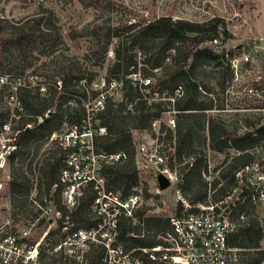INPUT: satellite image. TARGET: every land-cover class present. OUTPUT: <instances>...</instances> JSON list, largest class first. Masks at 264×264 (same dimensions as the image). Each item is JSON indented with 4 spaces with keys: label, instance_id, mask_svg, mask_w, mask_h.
<instances>
[{
    "label": "trees",
    "instance_id": "16d2710c",
    "mask_svg": "<svg viewBox=\"0 0 264 264\" xmlns=\"http://www.w3.org/2000/svg\"><path fill=\"white\" fill-rule=\"evenodd\" d=\"M80 1L88 2L89 4H84L87 7L93 5L100 9L102 6L100 0ZM40 20L32 22L39 27ZM105 22L92 23L88 28V35L93 41V46H90L88 51L101 64L107 60L106 53L110 49L109 46H112L113 61L105 77L107 80H122V99L119 102L107 99L104 110L96 116L100 125L104 127L105 134L94 138V149L96 152L106 154L121 151L127 155L124 162L103 167L102 176L105 179V187L119 192L122 198L129 195L132 188L137 187L139 174L134 164L135 150L132 132L147 129L152 120L159 119L168 110H173L175 111L174 130L165 129L163 124L160 128L162 132L164 131L162 140L167 141L164 142L165 144L174 140L173 151L167 157V165L179 180L184 195L188 193L193 195L187 198L186 204L190 206L188 211H197L196 205L220 204L223 213L228 212L227 220L232 225L227 235V244L230 248L237 249V261L234 264H259L264 258V250L260 247L264 242V230L254 217L256 194L253 191L255 188L249 184L253 181L254 185L258 183L251 174L243 176L240 183L235 174L245 166L256 165L263 168L261 173L264 174V145L262 144L264 125L256 126L255 122L247 119L245 124L247 130L237 134L227 130L223 124L214 122L210 116L206 118L207 113L214 110V99L210 89L199 81L198 77V71L202 68L217 70L221 75L217 85L223 91L225 74L232 75L233 70L229 63L224 64L225 53L204 46L205 43H217L219 20L191 22L185 19H173L170 16H159L130 23L127 20L115 23ZM6 25V21L0 19V75L15 79L20 76L9 74L12 69L5 67V45L12 46L24 70L31 65L29 44L44 48V43H55L59 36L48 24L34 31L31 27L23 28V26L6 29ZM229 53L232 55L231 52ZM84 58L86 63L90 54L86 53ZM138 64H140L139 70L142 77L153 79V84L148 86L150 92L158 93V99L150 105L141 99L138 86H133L131 80L126 78V75L137 71ZM224 65L225 70H220ZM62 69L64 75L60 91H57L58 96H55L56 85L54 84L53 88L47 87L46 98L44 97L46 94L40 92V89L44 88L33 85L17 87L13 95L20 102L23 111L18 119L11 118L12 115L17 114L15 108H12L11 112L9 109L5 113L0 112V126L11 118L13 130H18L16 141L19 148L10 158L9 165H13L18 159L22 162L27 160L34 143L49 142V148L44 154L45 158L41 164L39 163L38 191L34 201L40 206H45L50 201L55 206L61 216L57 222L58 226L67 217L74 228L89 231L95 228L99 221L91 208L96 192L93 185L88 184L82 190L76 206L71 211L60 204L59 188L54 192H51V189L58 181L59 170L62 167V154L55 141H50V136L58 133L63 125L78 123L79 120L70 109H68L69 117L63 119L61 105L70 100L73 94L79 92L76 86L82 79H85L87 92L94 97L96 92L90 89V84L96 75L91 71L86 73L81 64L75 65L71 59L63 63ZM178 86L182 91L179 96H175ZM9 96L8 87L3 86L0 89V103L3 102L4 97L8 101ZM170 98L173 102H170ZM54 101L57 102V106L52 113L51 107ZM129 105L131 110L127 109ZM200 120L207 125V147L224 155L219 164L221 170L211 182H207L204 178V175L208 173V165L198 149L202 142L197 143L195 137V123H199ZM28 124L31 125L30 128L26 127ZM38 144L36 151L40 147ZM259 147L260 153H258ZM176 166L178 168L174 169ZM217 169L218 167H215L213 171ZM9 177L11 204L14 208L24 209L26 200L20 203L18 198L28 197L31 187L29 181L17 171L9 174ZM42 185H44L45 195H42ZM246 187L250 190L248 191ZM237 188L241 190L237 199L226 205L227 197H231L233 190ZM142 192L145 198L149 197L146 187H143ZM42 196L47 197L46 202L42 200ZM182 208L183 204L178 202L174 215H178ZM148 209L143 204L133 216L135 221L124 215L117 216L116 233L112 243H120L126 252L134 250L133 255L139 258L141 264H155L147 260L140 249L150 250L162 245V240L155 237L156 235L159 237L169 226V218L162 219L147 215ZM39 214V210H30L29 221L34 223L37 219V225H43L45 220L39 218ZM59 228L56 231H50L49 236L57 233ZM86 256L92 263L96 261L98 264L100 252L97 248L90 247Z\"/></svg>",
    "mask_w": 264,
    "mask_h": 264
},
{
    "label": "rangeland",
    "instance_id": "374dc122",
    "mask_svg": "<svg viewBox=\"0 0 264 264\" xmlns=\"http://www.w3.org/2000/svg\"><path fill=\"white\" fill-rule=\"evenodd\" d=\"M84 4L89 3L80 0H0V19L6 21V29L23 26V28L31 27L34 31L48 24L59 36L55 43H44V48L29 44L31 65L24 70L12 46L5 45V67L12 69L9 74H17L24 79L34 76L30 81L31 84L44 88L40 89V92L46 94L44 96L46 98L47 87L53 88V84L57 86V82L62 81L63 63L70 59L75 65L81 64L86 73L91 71L96 75L93 82L106 76V71L113 59H107L100 64V61L88 51V48L93 46V41L88 35V28L92 23H106L105 21L115 23L126 20L130 23L159 16H170L173 19H185L191 22L219 20L217 43H205L204 46L214 51H223L225 53L224 64L229 63L233 72L232 75L225 74V89L222 91L217 85L218 78H221L217 70L205 67L198 71L199 81L210 89L214 99V110L208 112L206 118L210 116L214 122L223 124L227 130L237 134L247 130L245 127L247 119L255 122L256 126L264 125V0H100V5H102L100 9L93 5L87 7ZM38 19H41L39 27L32 22ZM109 48L112 49V46L110 45ZM86 53L90 54V58L85 63ZM224 67L225 65L220 70H225ZM54 91H56L55 96H58L57 89ZM56 106L57 102L54 101L51 110H56ZM12 108H14L12 101H6L4 97L3 102L0 103V112L5 113L8 109L11 112ZM166 118L167 115L164 113L162 122H165ZM206 126L203 120L196 122L195 137L197 143L202 142L198 149L208 165V173L204 175V178L207 182H211L221 170L219 164L224 155L207 147ZM203 141L206 142H204L205 145ZM164 142L167 141L164 140ZM38 143L32 145V152L27 160L22 162L18 159L7 169L8 175L17 171L29 181L31 187L28 197L18 198L20 203L26 200L25 208H14L11 204L8 188L10 177L0 194V225L9 221L8 230H14L26 236L29 241L40 239L45 231L53 229L56 225L53 207L49 204L43 206V210L47 213L39 216L45 220L43 225H37V221L31 223L28 219L30 210H38L36 202L33 203L38 191V169L49 148L48 141ZM37 144L40 147L36 151ZM262 144L264 145V135ZM260 152L259 147L258 153ZM215 167L218 169L214 172ZM255 167L257 172L263 169L259 165ZM177 168L178 166L174 169ZM2 176L6 180V174ZM256 181L258 183L256 185L253 184L254 181L249 183L255 188L253 190L255 194L259 190L264 191V181L261 180V183L257 179ZM143 187L147 189L148 198L143 195ZM136 188L145 198L144 206L149 208L146 214L162 219L172 217L177 203L181 202L184 205L188 202L187 198L193 196L189 193L184 195L177 178L171 186L160 193H155L151 187L150 177L146 173L139 175ZM240 191V188L233 190L226 205L234 202ZM44 193V185H42V195ZM254 204V217L264 230V207L258 205L256 198ZM92 210L94 211L93 208ZM157 236L155 238L158 239ZM260 247L264 250V242ZM259 264H264V258Z\"/></svg>",
    "mask_w": 264,
    "mask_h": 264
},
{
    "label": "built area",
    "instance_id": "2783aa9c",
    "mask_svg": "<svg viewBox=\"0 0 264 264\" xmlns=\"http://www.w3.org/2000/svg\"><path fill=\"white\" fill-rule=\"evenodd\" d=\"M106 59H113L111 48L106 53ZM139 67L140 64L137 71L126 75V78L131 80L133 86H138L141 99L150 105L158 99V93L150 92L148 86L153 84V79L142 77ZM32 79L33 76L9 79L6 75H0V89L3 86L8 87L10 92L8 101H12L17 110V114L11 118L18 119L23 111L13 93L17 87L32 85L30 82ZM122 87L121 79L107 80L103 76L91 82L90 89L96 92V95L91 97L86 90L85 79H82L76 86L79 92L61 105L63 119H67L72 110L79 120L78 123L63 125L58 133L50 136V141H55L62 154L58 181L52 186L51 192L59 188L60 204L71 211L76 206L84 187L92 184L96 192L92 208L99 218L96 227L89 231L76 229L67 217L58 226L60 212L48 201L47 204L53 207L56 225L53 229L45 231L40 239L29 241L26 236L8 230L9 221L0 225V264H96V261L92 263L86 256L90 247L97 248L100 252L98 264H141L139 258L133 255L134 250L126 252L120 243H112L116 233L117 216L124 215L135 221L133 216L143 205V196L135 187L129 195L122 198L119 192L105 187V179L102 176L104 166L124 162L127 155L121 151L106 154L96 152L94 149V138L105 134V129L96 116L104 110L107 99L113 102L121 101ZM60 88L61 82L58 81L57 91H60ZM181 91V87L178 86L175 96H179ZM169 100L173 102L172 98ZM127 109L131 110V106L129 105ZM164 113L167 115L165 122H162L161 116L152 120L147 129L132 132L136 170L139 175L144 173L149 175L155 193L161 191L158 175L165 176L170 186L176 180L175 174L167 165V157L173 151L174 140L165 144L162 140L164 131L162 132L160 128L163 124L165 129L174 130L175 111L168 110ZM11 118L0 126V194L8 183L7 169L10 158L19 148L16 141L18 130H13ZM26 127L30 128L31 125L28 124ZM4 174L6 180L2 176ZM247 174H251L259 183L261 180L264 181V174L257 172L255 166H245L235 176L241 183L242 177ZM42 200L46 202L47 197L43 196ZM257 201L258 205L264 207V191L257 192ZM36 206L41 211L39 216L47 213L43 206L37 203ZM195 207L197 211L189 212L190 206L184 204L178 215L169 218L168 228L159 236L162 245L150 250L140 249L147 260L155 264H234L237 261V249L230 248L227 244V235L232 228L227 220L228 212L223 213L220 204ZM58 228L57 233L49 236L50 231H56ZM112 235L114 236L110 239Z\"/></svg>",
    "mask_w": 264,
    "mask_h": 264
},
{
    "label": "water",
    "instance_id": "95a60500",
    "mask_svg": "<svg viewBox=\"0 0 264 264\" xmlns=\"http://www.w3.org/2000/svg\"><path fill=\"white\" fill-rule=\"evenodd\" d=\"M157 180H158V183H159V189L161 191L165 190L166 188H168L170 186V182L163 175H158L157 176Z\"/></svg>",
    "mask_w": 264,
    "mask_h": 264
}]
</instances>
